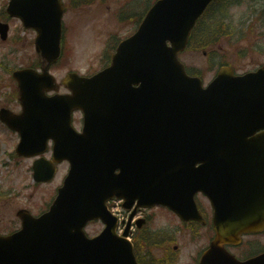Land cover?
<instances>
[{
  "label": "water",
  "instance_id": "1",
  "mask_svg": "<svg viewBox=\"0 0 264 264\" xmlns=\"http://www.w3.org/2000/svg\"><path fill=\"white\" fill-rule=\"evenodd\" d=\"M211 1L160 0L149 11L139 32L119 46L111 67L93 78L84 79L69 74L64 84L72 89L73 95L48 98L45 95L47 91L58 89L55 78L49 75V69L57 62L61 53V19L64 13L62 0H12L9 12L20 16L27 27H33L39 34L36 45L43 69L42 74L33 68L14 74L20 83V100L25 116L23 117L24 113H2L3 119L12 128L21 133L27 129L36 132L34 143H26L22 139L18 153L25 155L45 151L49 137L55 140L56 149L65 144L68 138L60 136L64 131L74 135L70 128V113L77 107L87 110L86 92L89 88L94 94L88 96L92 114L85 130L86 133L92 129L100 131L98 96L102 87H98L105 79L114 81L113 78L120 71L129 75L123 79L125 81L164 78L167 111L172 115L187 114L190 126V140L184 142L182 137L175 138L170 146L173 170V176L170 177L175 182L188 184L194 191L202 190L211 195L215 189H212L214 184L207 179V169L204 165L196 168V164L205 162L202 158L205 154L201 136L203 129L230 128L232 120L243 111L251 114L252 110L257 109L256 111L264 113V66L258 72L240 76H236L230 66L222 67L216 79L207 89H203L201 79L189 77L178 61L177 56L187 46L195 22ZM168 41L171 42V47L167 45ZM159 99V103L155 101V104L165 107L164 96L161 95ZM57 111H63L64 114L57 118L54 116ZM262 128L264 123L253 122L250 134ZM177 132L181 134L182 127ZM82 139L79 138L78 141ZM213 146L215 151L218 149L220 153H230L224 155L225 165L221 166L219 174L221 178L229 174V165L233 160L246 157L253 166L258 167L264 163V135L249 140L246 154H243L244 147L240 140L223 138ZM79 156L82 157L83 154L80 153ZM76 157L74 155L71 158L74 163L78 161ZM179 159L182 160L177 164ZM54 173L53 164L43 160L36 161V181H48L53 178ZM70 175L75 177L76 183H66L49 213L34 218L28 211H21L19 216L23 220L22 230L7 238L0 236V264H137L132 244L115 233L116 219L105 206L110 195L107 193L103 199L98 200L92 176L85 173L79 175L74 170ZM224 184L222 180L218 187ZM87 185L90 186L88 189ZM91 190L89 194H82ZM226 190L232 192L234 188L227 186ZM229 192L224 194L225 203L237 205V194ZM243 206L245 209L241 212H246L245 216L231 223V228L245 231L264 221L253 216L254 212L264 213V201L254 198L253 202L245 201ZM99 217L105 220L107 227L94 240L88 239L83 227L90 219ZM218 234L211 253L206 255L202 264L215 263V254L221 249L218 243L225 237L226 240L231 238L230 229L224 228L223 224L219 225ZM217 264L222 263L219 261ZM248 264H264V256Z\"/></svg>",
  "mask_w": 264,
  "mask_h": 264
},
{
  "label": "rangeland",
  "instance_id": "2",
  "mask_svg": "<svg viewBox=\"0 0 264 264\" xmlns=\"http://www.w3.org/2000/svg\"><path fill=\"white\" fill-rule=\"evenodd\" d=\"M7 1L0 0V20L9 18L2 14L4 12L2 10L7 8ZM155 1L64 0L66 12L63 22L65 28L67 26L66 29L64 28V33L69 49L66 50V56L62 59L60 67L52 69V75L57 77L58 82H61L70 71H77L87 76L103 69L107 62L109 39L116 35L124 38L134 32L138 27L137 20L142 15L140 13L147 10L149 4ZM218 2H215L214 8L216 5L217 7L220 5ZM241 2L244 3L241 6L231 5L232 8H229L225 21L220 20V13L212 14L214 10L212 7L197 29L198 34L199 30H204L205 25L210 21L207 27L209 24L211 25L206 28V31L215 32L218 35L223 31L231 32V40H222L213 49L204 50L198 46L197 34H195L191 44L192 48L181 56V61L186 64L188 69L204 74L205 85L216 76L217 68L223 61L232 62L233 67L239 69V74L256 70L261 63H264V0L257 2L241 0ZM7 23L12 27L11 37L7 42H2L0 39V83L2 85L0 106L6 104L5 97L10 98L17 86L12 77V71L22 66H38V56L33 44L36 34L31 30H25L20 20L10 18ZM216 24L221 26V31H216ZM16 39L18 40L14 43ZM60 92L66 93L67 89L61 87ZM20 108L19 103L16 102L13 109L19 111ZM81 118L80 114L76 116L77 128L81 126ZM18 139L16 133L0 129V233L5 235L17 231L21 227V221L17 217L19 209H31L36 215L43 211V206L54 198L69 170V166L63 164L54 181L35 186L31 174L33 159H21L14 155ZM50 156V154L47 155V157ZM137 217L133 220L136 221ZM159 217L163 218L164 216L160 215ZM156 222L143 229L145 235L151 237L150 243L152 244L149 247H140L141 250L144 248V251H147H141L140 254L144 262L154 261L155 264H168L169 261H174L175 264H181L182 259L191 258L187 252L196 253L204 248L207 242L205 231L201 232L203 235L199 240L193 242L188 231L180 230L181 233H186L188 236L187 238L183 237V243L179 244L177 219L172 217L168 220L170 226H164L165 228L159 235L153 237V235H157L155 230L158 225L155 224ZM165 223L167 222L164 220L159 221V225L163 226ZM101 227V224L93 223L87 227L88 235L94 236L99 233ZM138 235L135 233L134 237ZM170 236H173L174 239V242L171 243V251H163L162 247L159 249L162 237ZM154 242L158 245H154ZM174 245H177L178 249H174ZM149 250H153V253ZM150 256H154V258H147ZM192 257L196 258V255Z\"/></svg>",
  "mask_w": 264,
  "mask_h": 264
},
{
  "label": "flooded vegetation",
  "instance_id": "3",
  "mask_svg": "<svg viewBox=\"0 0 264 264\" xmlns=\"http://www.w3.org/2000/svg\"><path fill=\"white\" fill-rule=\"evenodd\" d=\"M139 215L145 217L147 219V222H149L150 220L153 219V215L151 213H149L148 211H144L142 210ZM189 231L190 235H192L193 237H199V233L195 232L193 233L188 226L186 227V229L184 231ZM182 231V230H181ZM137 232V230H136ZM231 250L236 254V255H240L242 257H248V255H251L252 252V248H246L244 246H236V247H232ZM197 259L193 258V259H182L181 260V264H197ZM168 264H175L174 261H170Z\"/></svg>",
  "mask_w": 264,
  "mask_h": 264
},
{
  "label": "trees",
  "instance_id": "4",
  "mask_svg": "<svg viewBox=\"0 0 264 264\" xmlns=\"http://www.w3.org/2000/svg\"><path fill=\"white\" fill-rule=\"evenodd\" d=\"M219 28H220V31H221L222 30L221 26ZM227 37L231 39V37L228 36V32L223 31L222 34L216 35V36L210 38L209 40H207L202 47L205 48V49L207 47H212V46L216 45V43L218 41H220L222 38H227Z\"/></svg>",
  "mask_w": 264,
  "mask_h": 264
}]
</instances>
